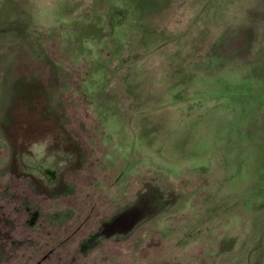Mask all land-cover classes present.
Instances as JSON below:
<instances>
[{
	"label": "rangeland",
	"instance_id": "1",
	"mask_svg": "<svg viewBox=\"0 0 264 264\" xmlns=\"http://www.w3.org/2000/svg\"><path fill=\"white\" fill-rule=\"evenodd\" d=\"M13 18L107 54L6 264H264V0H0V50Z\"/></svg>",
	"mask_w": 264,
	"mask_h": 264
},
{
	"label": "water",
	"instance_id": "2",
	"mask_svg": "<svg viewBox=\"0 0 264 264\" xmlns=\"http://www.w3.org/2000/svg\"><path fill=\"white\" fill-rule=\"evenodd\" d=\"M106 54L12 19L0 50V264L25 240Z\"/></svg>",
	"mask_w": 264,
	"mask_h": 264
},
{
	"label": "bare ground",
	"instance_id": "3",
	"mask_svg": "<svg viewBox=\"0 0 264 264\" xmlns=\"http://www.w3.org/2000/svg\"><path fill=\"white\" fill-rule=\"evenodd\" d=\"M67 152H68V151H67ZM74 153H75V152H74ZM62 160H63V159H62ZM70 163H71V162H70ZM67 165H68V164H67ZM67 165H66V166H67ZM58 167H59V166H58ZM59 168H60V167H59ZM58 170H59V169H58ZM59 172H60V171H59ZM58 174H59V173H58ZM57 178H58V177H57Z\"/></svg>",
	"mask_w": 264,
	"mask_h": 264
}]
</instances>
